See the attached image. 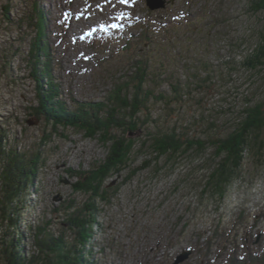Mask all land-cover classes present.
Segmentation results:
<instances>
[{
	"label": "rangeland",
	"instance_id": "rangeland-1",
	"mask_svg": "<svg viewBox=\"0 0 264 264\" xmlns=\"http://www.w3.org/2000/svg\"><path fill=\"white\" fill-rule=\"evenodd\" d=\"M167 1L151 10L146 0H0V133H8L7 150L40 152L18 228L29 252V226L50 221L58 237L67 229L65 208L73 202V210L82 208L89 201L75 187L71 171L95 170L109 152L99 135L34 115L40 83L32 78L29 52L40 22L50 49V77L67 108L106 103L141 55L157 72L156 83L148 86L168 98L181 97L180 103L152 102V115L141 114L154 121L136 137L131 169L151 158L141 144L159 129L176 127L187 137L215 140L236 127L248 101H264V73L232 70L233 62L240 63L264 36V12L253 13L251 0ZM146 27L149 38L144 39ZM214 152H190L177 162L164 156L128 182V170L108 179L110 191L117 193L109 203L99 202L86 264H173L186 251L191 255L181 264L206 259L227 264L233 250L240 259L249 250L263 251L264 156L258 160L252 151L241 177L221 199L207 190L219 160ZM4 230L0 224V234Z\"/></svg>",
	"mask_w": 264,
	"mask_h": 264
},
{
	"label": "trees",
	"instance_id": "trees-1",
	"mask_svg": "<svg viewBox=\"0 0 264 264\" xmlns=\"http://www.w3.org/2000/svg\"><path fill=\"white\" fill-rule=\"evenodd\" d=\"M250 10L253 13L264 12V0H251ZM43 24L44 22L39 23V38H36L29 52L30 59L33 61L32 78L40 83L37 87L39 103L33 109L34 115L54 125L80 128L90 137L99 135L108 145L109 152L105 163L97 169L90 172L71 171L72 176L77 179L75 187L78 191L89 195V201L82 208L73 210L74 202L65 208L67 229L58 237L51 233L50 221L39 224L37 227L29 226V232L33 237L30 242L33 249L29 252L26 250L25 240L18 228L28 203L26 199L28 185L34 182L39 172L40 152L27 155L18 152L15 147L7 150L4 141L8 138V133L6 130L1 131L0 224L4 225L5 230L0 234V264H86L87 248L93 242V230L98 226L99 202L109 203L117 193L116 189L113 192L110 191L107 180L123 171H129L124 179L128 182L139 171L157 163L164 156L177 162L184 155H191L190 152L195 151V154L200 156L206 150L214 148L216 156L214 158L219 160L216 161L210 175L207 190L211 189L212 195H218L223 199L233 182L241 177L248 155L256 150L255 155L258 160L263 159L264 101L262 100L253 104L250 101L247 102L236 127L226 137L202 140L187 137L176 127L159 129L157 134H152L141 144L142 149L148 146L151 150V158L140 167L131 169L135 161L134 152L140 141L136 137L145 126H150V121H154L148 117L143 120L141 114L152 115L150 105L152 102L174 100L180 103L181 97L168 98L164 92L157 93L155 88L148 86L150 81L156 83L153 77L157 75V72L151 70L147 56L141 55L140 59L135 61L126 79L115 85L106 103L84 104L75 109L67 108L58 98V86L50 77L51 55L43 32ZM141 37L149 38L148 27ZM239 67L264 73V36L256 48L240 63L233 62V71ZM44 80L46 82L41 85ZM44 85L48 89L45 90ZM172 88L174 92H179L177 85L172 84ZM141 152L142 150L138 151V154ZM71 210L73 212H68ZM70 235L73 236L72 240L68 239ZM208 242L210 247L212 239ZM248 242L249 240L245 239L244 247L247 250ZM237 257L236 250H233L227 264H264V250L261 252L249 250L243 259ZM202 264L212 263L206 259Z\"/></svg>",
	"mask_w": 264,
	"mask_h": 264
},
{
	"label": "water",
	"instance_id": "water-1",
	"mask_svg": "<svg viewBox=\"0 0 264 264\" xmlns=\"http://www.w3.org/2000/svg\"><path fill=\"white\" fill-rule=\"evenodd\" d=\"M167 3H169L167 0H147V6L151 10H156V9H159V8H164ZM190 255H191V251L183 252V254H181L180 256H178V258L176 259V261L174 262V264L184 263L189 258Z\"/></svg>",
	"mask_w": 264,
	"mask_h": 264
},
{
	"label": "snow or ice",
	"instance_id": "snow-or-ice-1",
	"mask_svg": "<svg viewBox=\"0 0 264 264\" xmlns=\"http://www.w3.org/2000/svg\"><path fill=\"white\" fill-rule=\"evenodd\" d=\"M122 3H127L128 0H121ZM115 26V25H114Z\"/></svg>",
	"mask_w": 264,
	"mask_h": 264
},
{
	"label": "built area",
	"instance_id": "built-area-1",
	"mask_svg": "<svg viewBox=\"0 0 264 264\" xmlns=\"http://www.w3.org/2000/svg\"><path fill=\"white\" fill-rule=\"evenodd\" d=\"M3 130L5 131V129H3ZM34 205H35V204H34ZM34 226H35V225H34ZM34 226H33V227H34Z\"/></svg>",
	"mask_w": 264,
	"mask_h": 264
}]
</instances>
